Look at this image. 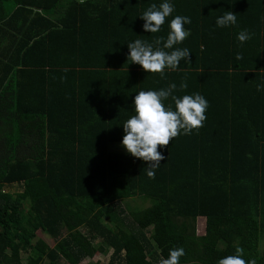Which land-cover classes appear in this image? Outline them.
<instances>
[{
  "label": "trees",
  "instance_id": "trees-1",
  "mask_svg": "<svg viewBox=\"0 0 264 264\" xmlns=\"http://www.w3.org/2000/svg\"><path fill=\"white\" fill-rule=\"evenodd\" d=\"M164 2L0 0V264L110 252L109 264H160L179 247V264H217L237 246L264 264V0H167L172 14L145 32L140 15ZM226 11L237 23L218 27ZM176 15L191 18L190 35L165 51L187 48L192 62L163 75L131 63L128 43L155 48ZM173 83L172 95L208 101L207 119L158 149L150 178L147 162L111 149L135 95ZM137 198L149 206L131 207Z\"/></svg>",
  "mask_w": 264,
  "mask_h": 264
},
{
  "label": "clouds",
  "instance_id": "clouds-1",
  "mask_svg": "<svg viewBox=\"0 0 264 264\" xmlns=\"http://www.w3.org/2000/svg\"><path fill=\"white\" fill-rule=\"evenodd\" d=\"M83 2V0H81ZM174 11V5L164 2L157 6L153 3L146 11L140 15L144 20L143 29L145 32L157 33L165 23L166 17ZM191 23V18L187 16L176 15L170 21V31L166 41L163 37L155 39L153 43L136 39L128 43L130 49L128 60L131 63L138 64L148 73H160L163 75L165 68L176 70L180 66V61L184 60L191 63V51L187 48H176L173 46L182 43L190 32L185 30L184 25ZM237 17L235 12L226 11L218 17L216 24L218 27L235 25ZM251 38L247 30L238 34V40L243 43ZM163 42V47H159ZM236 60H241L242 54H236ZM176 84H171L167 89L141 90L134 97V115L127 119L122 125L124 135L122 146L126 151L137 159L147 162L149 169L147 175L154 178L153 169L159 166L165 156L159 148H167L173 138L181 134H191L193 129L198 130L203 127V122L207 119L206 110L209 106L208 101L199 93L193 95H184L182 98L172 95L176 89ZM181 89L187 88L186 81L180 85ZM264 85H257L260 91ZM169 97L174 101L175 110L172 106H165L164 102ZM235 255H229L218 260L217 264H255V261H245L243 249L239 246L235 249ZM185 255L182 247L169 250L168 258L161 259L160 264H179L180 257Z\"/></svg>",
  "mask_w": 264,
  "mask_h": 264
},
{
  "label": "rangeland",
  "instance_id": "rangeland-1",
  "mask_svg": "<svg viewBox=\"0 0 264 264\" xmlns=\"http://www.w3.org/2000/svg\"><path fill=\"white\" fill-rule=\"evenodd\" d=\"M113 152H122V153H128L126 151V149L122 146V143H116L112 145V149ZM129 154V153H128ZM7 190H10L12 193L15 191H21L22 187L19 186H12V187H5ZM128 204L133 207V208H141V207H145V206H149V202L144 201L143 199L137 198V199H133V200H129ZM128 204H125V206L127 207ZM206 220L204 219H199L198 220V234L199 235H204L206 232ZM38 238L39 239H43L45 240L49 245L51 246H55V239H53L52 236H49L48 234L44 233V232H39L38 233ZM261 243H264V235L262 238ZM110 252L107 256L106 255H102V254H97L94 258L92 259H85L81 264H109L110 262V256H111ZM24 257L25 260L27 258V254L24 253Z\"/></svg>",
  "mask_w": 264,
  "mask_h": 264
},
{
  "label": "crops",
  "instance_id": "crops-1",
  "mask_svg": "<svg viewBox=\"0 0 264 264\" xmlns=\"http://www.w3.org/2000/svg\"><path fill=\"white\" fill-rule=\"evenodd\" d=\"M17 185V184H16ZM13 186H15V185H13ZM10 187H12V186H10ZM201 219H204V220H206L205 218H201Z\"/></svg>",
  "mask_w": 264,
  "mask_h": 264
}]
</instances>
